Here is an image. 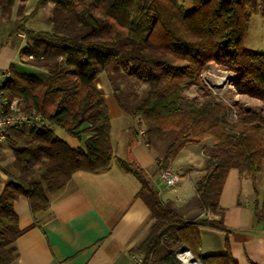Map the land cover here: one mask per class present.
Instances as JSON below:
<instances>
[{
  "label": "trees",
  "instance_id": "trees-1",
  "mask_svg": "<svg viewBox=\"0 0 264 264\" xmlns=\"http://www.w3.org/2000/svg\"><path fill=\"white\" fill-rule=\"evenodd\" d=\"M50 2L51 29L28 28ZM192 2L186 10L180 0H38L31 13L20 17L13 34L26 35L20 54L24 66L12 64L1 87L9 100H22L24 111H35L44 119L8 132L15 156L14 170L0 193V264H14L18 256L15 242L23 233L14 209L18 198H28L36 214L50 208L49 194L64 187L74 173L111 169L116 157L112 121L96 79L120 62L131 78L148 84L133 109L143 127L135 128V134L151 145L174 133L157 161L159 171L171 168L186 146L212 139L213 144L203 148L206 164L194 183L201 213L223 215L222 190L236 169L252 181L254 223L264 226V193L261 197L258 187L264 172V52L244 46L250 17L261 3ZM16 3L0 0V13H12ZM212 64L233 73V90L258 99L261 107L230 105L215 94L202 79ZM112 83L116 100L127 109L122 89ZM191 86H197L199 94L189 96L185 89ZM55 127L82 140L85 149L71 147ZM118 160L139 180L140 197L154 219L147 237L132 249L134 264H182L177 254L183 249L201 264H238L228 237L223 253H203L202 229L229 235L222 219H184L145 177L144 168Z\"/></svg>",
  "mask_w": 264,
  "mask_h": 264
},
{
  "label": "crops",
  "instance_id": "crops-1",
  "mask_svg": "<svg viewBox=\"0 0 264 264\" xmlns=\"http://www.w3.org/2000/svg\"><path fill=\"white\" fill-rule=\"evenodd\" d=\"M28 2L29 0H17L12 12L18 8L23 14H29L33 0L29 6ZM49 5L53 3L50 2ZM8 15L0 13V27L8 22ZM16 26L10 30L8 38L5 36L7 40L3 43V47L7 46L14 35L17 36V43L14 49H4L7 50V56L0 61V82L7 77L12 64L16 67L24 66L20 53L26 43V35L23 32L13 34ZM113 129L112 126L111 140L116 157L109 171L100 174L86 171L74 173L64 187L49 194L50 208L36 214L31 212L28 198L22 196L14 202L19 227L23 230L15 242L18 256L14 264L135 263L136 256L132 253V249L138 247L147 237L154 219L149 207L140 197L139 180L134 174L127 172L118 160L126 159L124 155L119 154L123 153L121 142L116 140V143H113ZM134 131L135 128L132 135H136V141L130 150V158L144 169L150 167L151 172L156 174L153 183L161 197L184 219L197 217H207L210 221L222 219L230 230L227 236L224 232L202 229L201 236L204 230V233L209 234L208 236H212L211 232L225 234V238L221 235H213L218 238V243L212 248L211 246L206 248L202 236L203 253H223L225 240L228 237L232 255L238 264H264V226L254 223L255 194L252 181L240 176L238 170L232 169L220 198L223 215L202 214L195 198L194 181L190 183L191 191L187 192V198L182 200L178 197V201L175 202L168 197L163 188L164 184L160 185L162 179L157 166L158 159H155L149 151L150 145ZM60 137L73 148L85 149L82 140L66 133ZM5 144L8 142L0 145V193L9 179L8 174L14 170L12 167L14 157L10 160V166L5 165V156L3 151L1 152ZM180 190L182 186L171 191Z\"/></svg>",
  "mask_w": 264,
  "mask_h": 264
},
{
  "label": "rangeland",
  "instance_id": "rangeland-1",
  "mask_svg": "<svg viewBox=\"0 0 264 264\" xmlns=\"http://www.w3.org/2000/svg\"><path fill=\"white\" fill-rule=\"evenodd\" d=\"M32 0H29L28 6ZM246 1V0H244ZM261 6L258 8V11L253 13L250 17L248 23V31L244 38V46L246 48L252 49L256 52H264V16L262 10H264V0H259ZM26 2V1H25ZM186 10L192 8V0H180ZM33 7L29 11L33 10L36 4V0H33ZM247 3V2H246ZM53 5H48L44 7L34 18H32L28 23L27 27L37 31H48L51 29L50 17L52 15ZM23 15V11L15 8L14 12L10 13L7 16L8 22L0 27V61L4 60L7 56V50L5 48H13L15 43H17V36L14 35L10 38L7 46L3 47L6 37H9L10 30L13 26L19 24V18ZM6 34V35H5ZM3 49V50H2ZM14 49V48H13ZM2 50V51H1ZM21 54V53H20ZM202 79L207 83V85L214 91L215 94L222 97L230 105H233L236 102L243 103L246 107L258 110L261 107V102L258 99L249 97L244 94H238L233 90V80L234 74L219 68L216 64H212L210 69L202 75ZM114 82L117 86L122 89V100L127 106V109L122 108L116 97L114 95ZM96 85L99 90L103 93L104 99L109 107L111 121L113 126V143H116V140L121 142L123 148V153L125 161L132 166L136 164L130 157V150L132 145L136 141V137L132 135L134 128L140 127L138 117L134 114L133 109L141 102L143 96L145 95L146 90L148 89V84L143 82H138L135 79L131 78L128 75V69L123 62H120L115 68H112L108 71L100 74L96 79ZM186 93L193 97L199 94V89L197 86L187 87L185 89ZM143 129V127H140ZM55 131L58 135H64V131L59 127H55ZM174 139V133L169 132L167 135L161 138L155 139L151 142L149 151L154 156L155 159L162 158L167 146ZM7 142V141H6ZM5 142V143H6ZM213 144L212 139L208 138L203 140L199 144L188 145L183 148L177 157L172 161V167L175 172H177L181 180L176 182L174 185H167L165 182L160 180V185H163L165 192H167L168 197L172 198L173 201L177 202V198L182 200L187 198V192L191 191V181H196L203 174V170L206 164V156L203 152L205 146H211ZM4 150V162L6 166L11 165V159L15 156L13 147L10 143L5 144ZM144 175L146 178L150 179L152 182H155L156 174L152 173L150 167L144 169ZM259 190L261 197L264 193V172L260 173L258 178ZM159 186V185H157ZM182 186V190L172 192L173 188ZM171 191V192H170ZM178 198V199H179ZM205 231V230H204ZM203 231V238L206 245V248L211 246L214 247L218 243V238L213 235H221L225 238L224 233L211 232L212 236H208ZM214 233V234H213Z\"/></svg>",
  "mask_w": 264,
  "mask_h": 264
},
{
  "label": "built area",
  "instance_id": "built-area-1",
  "mask_svg": "<svg viewBox=\"0 0 264 264\" xmlns=\"http://www.w3.org/2000/svg\"><path fill=\"white\" fill-rule=\"evenodd\" d=\"M2 82H0V145L7 141L10 128L41 124L44 119L41 114L35 111H24L22 109V100H9L1 87ZM140 133L142 135L143 130ZM160 178L167 185H174L180 177L173 168H166L160 171ZM177 255L182 264H197L193 261L189 251H180Z\"/></svg>",
  "mask_w": 264,
  "mask_h": 264
},
{
  "label": "water",
  "instance_id": "water-1",
  "mask_svg": "<svg viewBox=\"0 0 264 264\" xmlns=\"http://www.w3.org/2000/svg\"><path fill=\"white\" fill-rule=\"evenodd\" d=\"M182 251H189V252L191 253V251H190L189 249H183ZM191 255H192V253H191ZM192 259H193V261H194L195 263H197V264H201V263L199 262V260L196 259L193 255H192Z\"/></svg>",
  "mask_w": 264,
  "mask_h": 264
}]
</instances>
